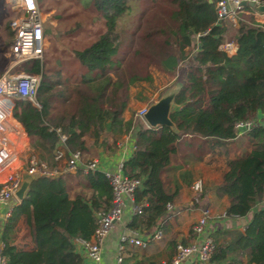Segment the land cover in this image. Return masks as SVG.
Returning <instances> with one entry per match:
<instances>
[{
  "label": "trees",
  "instance_id": "16d2710c",
  "mask_svg": "<svg viewBox=\"0 0 264 264\" xmlns=\"http://www.w3.org/2000/svg\"><path fill=\"white\" fill-rule=\"evenodd\" d=\"M75 1L87 4L102 25L82 48L70 50L79 69L75 75L61 69L47 75L38 60L22 64L24 71L40 73L38 106L28 100L12 101L13 116L30 147L45 159L58 150L65 155L78 150L83 159L96 148L112 151L116 139L134 128L120 117L129 85L149 81L150 64L174 69L186 61L179 66L177 77L182 81L168 111L171 124L136 125L133 150L121 163L124 175L140 181L132 196L133 205H141L140 213L132 214L127 226L147 229L167 215L165 204L173 203L179 185L167 190L161 173L176 154L179 139L196 141L191 155L218 163L220 176L213 190L216 197L226 198L224 215L241 218L252 210L242 231L210 233L214 246L208 263L220 264L236 251L242 258L221 264H264V19L255 21L245 6L230 34L225 25L230 22L216 21L215 0H151L148 12L138 9L142 0ZM135 13L130 36L138 34V39L121 46L123 32L129 30L122 23ZM147 17L155 20L141 26ZM8 34L9 46L11 31ZM231 36L236 48L226 55L218 46ZM245 120L253 126L235 139L234 123ZM76 174L82 176L87 194L69 197L62 176L30 179L2 224L3 264L81 263L73 239H89L96 213L110 206L111 189L101 171ZM257 203L263 205L253 209ZM19 219L33 244L30 249L14 243Z\"/></svg>",
  "mask_w": 264,
  "mask_h": 264
},
{
  "label": "built area",
  "instance_id": "2783aa9c",
  "mask_svg": "<svg viewBox=\"0 0 264 264\" xmlns=\"http://www.w3.org/2000/svg\"><path fill=\"white\" fill-rule=\"evenodd\" d=\"M5 2L16 15L8 23L12 33L8 54L12 59L6 69L0 73V223L3 224L9 216L11 207L15 204L12 203L16 199L15 192L25 178L32 179L35 176L53 178L61 174L75 173L78 170L83 174L88 171H101L110 185V206L107 211L96 213L97 222L89 239H73L77 251L98 264L104 237L112 224L120 218L125 200L131 203L132 214L140 213L141 205H133L132 202L133 192L140 181L124 175L121 164L115 171H102L96 159H83L78 150L69 151L66 155L62 151H54L50 160L42 159L32 153L30 143H27L28 137L26 138L23 128L13 116L12 101L14 99L28 100L38 106L35 94L40 73H28L17 67L31 60L40 61L44 46L42 19L36 0H31V3L29 0H5ZM262 4L264 0H215L216 21L226 20L236 24L239 14L244 12L245 6H248L254 20L262 22L264 12L256 9ZM218 47L226 55L233 54L236 48L234 41H224ZM146 110L147 107L137 109L132 113V118L147 125L144 119ZM252 126L253 123L249 120L237 121L233 125L237 136ZM59 138L62 141L64 136L60 135ZM189 188L193 194L192 202H198V196L202 191L201 179H194ZM172 207V203L165 204L167 212ZM210 216L208 207L202 205L191 227L192 232L200 236V239L189 244L176 242L174 252L165 264H181L192 256L197 258L199 264L208 263L214 246V241L207 231ZM160 237L161 231L157 228L153 233L142 238L133 233V236L128 238V242L144 247L148 242L158 240ZM3 262L4 258L0 254V264ZM119 262L120 257H117L116 264Z\"/></svg>",
  "mask_w": 264,
  "mask_h": 264
},
{
  "label": "crops",
  "instance_id": "0c3cea01",
  "mask_svg": "<svg viewBox=\"0 0 264 264\" xmlns=\"http://www.w3.org/2000/svg\"><path fill=\"white\" fill-rule=\"evenodd\" d=\"M36 2L37 6L39 7L38 0H36ZM43 11L45 16H49L53 12L51 8L44 9ZM39 14L41 17L40 12ZM54 17L56 16L52 15L51 18ZM230 29H228V32ZM233 30L234 29H232V31ZM229 39L230 40L227 39L225 41H233V36H231ZM187 50L189 49L187 48ZM181 65L182 62H179L178 66ZM148 69L151 77L149 80V82L151 81L150 84L144 81H135L132 83L127 90L125 105L120 114L121 119L123 121L130 120L134 124V128L136 125L141 127H147L148 125H145L142 121L134 120L132 118V113L134 111L141 107L148 108V106L156 103L162 97H165L168 94H173L179 83L182 81L181 78L177 77V71L175 68L170 69L163 63H157L150 66ZM173 107L174 105L170 100L168 111ZM134 128L120 135L116 139V144L114 145L115 147L112 151H105L101 147L96 148L92 156H88L84 159H96L98 161L99 169L102 171H115L117 166L127 159L133 150ZM239 136H236L235 139H238ZM186 140L187 139L184 138L179 139L177 152L175 155L171 156L167 169V171L171 170V172H175V174L172 177V184L170 188L168 189L164 185L165 188L170 190L173 188L174 184L179 185L177 196L172 203V209L167 212L165 217L158 219L154 225L149 226L147 229L139 228L137 230H133L127 226L132 216L131 203L125 200V206L120 218L112 224L104 237L100 247L101 258L98 264H116L117 257H120L119 264H165L171 258L174 252V244L176 242L189 244L200 239V236H197L192 232L191 227L196 221L199 215V209L202 205L208 207L211 215L210 220L207 223V231L209 234L219 229L242 231L245 223L250 217L252 210L241 218H230L225 216L224 209L227 204L225 196L216 197L214 195L213 188L218 181L214 184V186L211 187V191H209V193L206 195L203 194L207 189V187H205L206 183L203 180L205 179V175L202 173L200 174L197 169L195 170L193 163L202 162L209 166L213 163H207V159L202 157L201 159L194 158L191 154L197 148V142L194 141L195 143L189 144V142ZM28 142L29 139L27 138V143ZM214 166L215 165H212L209 168L216 170ZM192 169L195 170V176L191 175ZM165 173L163 172V176ZM68 174H61L60 176L65 178V176ZM217 174L219 180L220 173L218 169ZM71 175H73V173H70L69 176ZM196 178H202L201 181L203 191L201 194V202H192L193 197L191 198V195H189L192 193L189 185ZM65 181L68 195L70 192L68 191L69 186L73 189L78 188V185H69L66 179ZM79 182L81 183L83 180ZM72 192H74V190ZM69 197L72 196L69 195ZM17 202L18 201L15 199L12 203L16 204ZM262 205L263 203H257L254 205L253 209ZM157 228L161 231V237L158 240H152L148 242L144 247H139L128 242V238L132 237L133 233L136 234L137 237L142 238L147 234L153 233ZM1 230L2 223H0V247ZM26 232L27 231L25 230L22 219H19L17 223L16 236L14 238V243L17 245V247L23 249H30L33 247V244ZM80 257V264H96L83 254H80ZM230 258L242 257L238 252L235 251L228 254L225 260ZM225 260H223L221 263H223ZM181 264H199V262L195 256H192Z\"/></svg>",
  "mask_w": 264,
  "mask_h": 264
},
{
  "label": "rangeland",
  "instance_id": "374dc122",
  "mask_svg": "<svg viewBox=\"0 0 264 264\" xmlns=\"http://www.w3.org/2000/svg\"><path fill=\"white\" fill-rule=\"evenodd\" d=\"M38 5H39L38 7L39 12L41 13L42 26L44 31L43 32L44 46H43L42 56L40 59V62L42 63V69L45 71L47 75H53L54 74L53 71H56L58 69L64 71V73L67 74L68 76L77 74L79 69L77 68V63L71 58L70 50L73 48L74 49L82 48L85 44H87L92 39V35L94 34L95 29L96 31H99L102 25L100 22L101 20L98 19V17L92 12L91 8L87 6V4H83L82 6L80 3H77L75 0H38ZM150 5H151V0H142L140 1V3H138V9H144L147 10L145 12H148L150 9ZM47 8H51L53 10L52 14H50L49 16L47 15L45 16L43 11L44 9ZM15 15L16 14L9 8L5 0H0V73L6 69V67L10 64L12 59V57L9 56L8 54V42L10 40V35L8 34L10 31L8 23ZM52 15L55 16L58 15L59 17L51 18ZM127 16L129 17H126L125 19L126 21L124 20L122 25L125 27L129 26V30L123 32L125 34L124 35L125 38L121 43V46H124L125 43L129 41V39H132L130 36V32L133 30L134 21L137 19L136 13L129 14ZM239 16H241V14ZM154 20L155 19L148 17L142 18L141 26H144L145 23L148 24L152 23V21ZM225 25H227L228 29L231 28L229 30L231 34L235 24L231 25L229 23H225ZM140 32L141 31H139L138 33L140 34ZM138 36L139 35L136 34L133 37L132 39L133 43L137 41ZM227 39L230 40L229 38ZM180 62H182V66H183L186 61H180ZM178 64L175 67L177 74H179L182 71V68L181 70H179L180 68ZM152 65L155 64H150L148 68ZM17 68L24 70L22 66H19ZM144 82L150 84L151 81L150 82L144 81ZM240 148L243 150V147L240 146ZM32 153L38 155L37 152H35L34 150L32 151ZM215 164L217 165L218 163H213L210 166ZM193 165L195 167V170L197 169V171L200 174L202 173L205 175L204 177L205 179L203 180L206 183L205 187H207V189L203 194L206 195L207 193H209V191H211V187L214 186V184L218 181L217 169L215 170L213 168H209L210 167L209 165H206L205 163L202 162H195L193 163ZM167 169L168 166H166L165 169L162 171L161 178L166 188L169 189L172 184V177L174 176L175 172H171V170L167 171ZM195 170L192 169L191 171L192 176H195ZM163 172L164 173L166 172L164 176H163ZM69 175L70 174L65 176V179L68 181L69 185H74V186L78 185L77 189L76 188L73 189L70 186H69L70 188L68 187V191H70L69 195L73 196V194L76 192L87 194L88 191L86 190V187L84 186L83 182L81 183L79 182L82 181L81 180L82 176L76 173H73V175L71 176ZM73 190L74 192H72ZM202 191L198 196L200 202H201ZM189 195H191V198L193 197L192 193H190Z\"/></svg>",
  "mask_w": 264,
  "mask_h": 264
},
{
  "label": "water",
  "instance_id": "95a60500",
  "mask_svg": "<svg viewBox=\"0 0 264 264\" xmlns=\"http://www.w3.org/2000/svg\"><path fill=\"white\" fill-rule=\"evenodd\" d=\"M210 1V0H208ZM251 5V4H249ZM257 10L264 12V4L259 5L256 7ZM173 94H168L165 97L159 99L156 103L151 104L148 106L145 114L144 119L149 126H157V125H170V121L168 119V108H169V101L172 99ZM30 181V178H25L20 183L17 191L15 192V198L17 201H20L23 197L24 191Z\"/></svg>",
  "mask_w": 264,
  "mask_h": 264
},
{
  "label": "clouds",
  "instance_id": "9594fccd",
  "mask_svg": "<svg viewBox=\"0 0 264 264\" xmlns=\"http://www.w3.org/2000/svg\"><path fill=\"white\" fill-rule=\"evenodd\" d=\"M29 3H31V0H29Z\"/></svg>",
  "mask_w": 264,
  "mask_h": 264
}]
</instances>
